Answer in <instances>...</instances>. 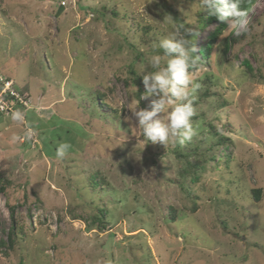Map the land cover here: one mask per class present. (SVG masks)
<instances>
[{
  "label": "rangeland",
  "instance_id": "obj_1",
  "mask_svg": "<svg viewBox=\"0 0 264 264\" xmlns=\"http://www.w3.org/2000/svg\"><path fill=\"white\" fill-rule=\"evenodd\" d=\"M202 7L0 1V173L12 182L0 194V240L12 218L25 230L11 249L0 245V264H264V0L253 5L243 37L226 26L206 64L188 67L194 93L191 83L175 86L194 102L192 140L152 144L143 135L187 102L172 83L149 93L143 77L158 84L172 58L159 52L165 40L183 36L194 51L208 42L220 22L199 23ZM145 25L156 28L154 40L142 39ZM130 67L140 85L128 80ZM6 81L17 99L4 97ZM154 108L141 126L134 113ZM221 136L230 143L208 150ZM60 144L70 146L62 159ZM198 151L214 158L198 181L187 178L188 196L177 182L178 152L194 163ZM91 172L105 179L101 191L91 192ZM98 207L101 222L93 219Z\"/></svg>",
  "mask_w": 264,
  "mask_h": 264
},
{
  "label": "clouds",
  "instance_id": "obj_2",
  "mask_svg": "<svg viewBox=\"0 0 264 264\" xmlns=\"http://www.w3.org/2000/svg\"><path fill=\"white\" fill-rule=\"evenodd\" d=\"M205 11L209 16L216 17L219 21L226 23V25L236 30V34L239 35L241 32H246L247 19L246 12L241 9V0H232L231 4L224 3V0H202ZM177 35L180 33V29L175 32ZM190 41L180 36L179 40H165L162 43L167 55L172 56L173 53H178L168 62L167 68L163 71L162 75H156L154 77L158 84H152L149 86L148 76L143 77V83L149 93L153 92L154 89L159 86L163 91L165 86L169 83L173 84V94L179 100H186V103H178L173 110L168 114L167 123L161 124L159 121H154L146 128L143 129L144 137L152 144H163L168 143L184 145L186 142L192 140L193 136L196 135L194 130L191 117L195 114L193 101L188 99L189 93L183 89H176V85L192 84L191 92L194 93L199 87L198 84H193L188 76L187 69L191 61V52L194 48L189 47ZM157 109L153 111H144L134 113L139 119V124L143 126L146 121L152 120L156 115ZM70 146L68 144H60L56 149V156L63 158Z\"/></svg>",
  "mask_w": 264,
  "mask_h": 264
},
{
  "label": "trees",
  "instance_id": "obj_3",
  "mask_svg": "<svg viewBox=\"0 0 264 264\" xmlns=\"http://www.w3.org/2000/svg\"><path fill=\"white\" fill-rule=\"evenodd\" d=\"M1 1V0H0ZM232 0H224V3L226 4H231ZM257 0H241L240 3V7L242 10H244L246 12V18L249 16L251 9L253 7L254 4H256ZM114 15H116V13H114ZM196 18L199 20V23H201L202 25H207L216 21H219L216 17L214 16H209L208 13L205 11L204 9V5L202 7V9L198 12H196ZM220 23L217 25V27L215 28V30L211 33V36L209 37L208 42L205 45H201L197 51H192L191 52V63L189 65V67L193 66L196 63H200V64H206V60L207 57L209 56V54L211 53V48L212 45H214V43L216 42V40L220 37V35L222 34V31L226 28V23L219 21ZM138 29L141 31V35H142V39L146 42H149L151 40H154V38L156 37V28L152 25H145V26H139ZM241 37L244 36V32H241ZM235 40V39H232ZM225 44H229V42H225ZM130 47H133V45L129 44ZM189 47L193 48V42L191 43V45H189ZM159 52L166 54L164 48L159 49ZM175 53L172 54V56ZM136 55H140L139 53ZM247 69H249V65L246 64ZM129 75L130 77L128 78V80L130 82L136 83L137 85H140V76L137 74V72L135 71V69L133 68H129ZM125 83H128V81L126 79H124ZM0 87H1V83H0ZM98 97V94L96 95ZM4 97H10L8 94H5ZM194 104V102H193ZM230 143L229 138L227 137H218L216 139V141L214 143H212L209 146L208 150H212L213 146H217V145H228ZM191 151L192 153L195 152ZM180 156L184 157V166L180 169L179 171V176L182 178L181 181H178V185L180 187V189L182 191H184L186 193V195H190L189 194V181L187 178H190V180L192 182L194 181H198L202 171L205 169V162H207L209 159H213V155H205L202 151H198V154L201 155V160H198L194 163H192L190 161V156L188 153H181L178 152ZM228 157V155L226 156V158ZM87 180L89 182V188L91 190V192H94V190H96V188H98L100 191L103 189L102 186L103 184H105V179L101 176L98 175L97 172H91L89 173ZM12 182L6 178L5 176H3L0 173V194H5L7 191V188L9 186H11ZM20 186V185H18ZM99 190L97 192V196L99 194ZM259 193H260V189H252V194H253V199L255 201L259 200ZM26 198V194L24 191L23 194V199ZM94 201V200H93ZM93 201H91V203H93ZM168 208V214L170 216L171 219L174 220L175 218V210L172 208V206L167 205ZM8 209H9V213H10V217H12V214L14 212V205L8 203ZM97 211H99L98 214H94L93 215V219L97 220L98 222H101V215L103 212V208L102 207H98L96 208ZM13 221V225L10 226L9 230L7 231V239L6 241L0 240V245H4L7 248L11 249L14 245V241L15 238L18 236V234H20L21 236L24 235V228L23 225L20 223H16L15 220Z\"/></svg>",
  "mask_w": 264,
  "mask_h": 264
},
{
  "label": "built area",
  "instance_id": "obj_4",
  "mask_svg": "<svg viewBox=\"0 0 264 264\" xmlns=\"http://www.w3.org/2000/svg\"><path fill=\"white\" fill-rule=\"evenodd\" d=\"M1 82V81H0ZM10 87V83L8 81L5 82V89L2 91L3 94H8L10 96L11 99L14 100V98L17 99L18 95L16 93H14L13 91H11V89H9ZM1 102V100H0Z\"/></svg>",
  "mask_w": 264,
  "mask_h": 264
}]
</instances>
